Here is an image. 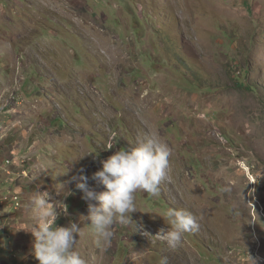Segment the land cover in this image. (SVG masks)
I'll return each mask as SVG.
<instances>
[{"label": "rangeland", "instance_id": "374dc122", "mask_svg": "<svg viewBox=\"0 0 264 264\" xmlns=\"http://www.w3.org/2000/svg\"><path fill=\"white\" fill-rule=\"evenodd\" d=\"M1 94L0 146L43 121L36 157L66 178L70 216L56 222L80 227L85 264H264V0H0ZM153 134L172 152L159 194L137 192L132 225L98 245L72 177ZM1 200L18 214L0 228V264H39L32 210L24 221ZM169 208L198 224L174 251L155 236Z\"/></svg>", "mask_w": 264, "mask_h": 264}, {"label": "clouds", "instance_id": "9594fccd", "mask_svg": "<svg viewBox=\"0 0 264 264\" xmlns=\"http://www.w3.org/2000/svg\"><path fill=\"white\" fill-rule=\"evenodd\" d=\"M171 155L169 146L153 134L138 141L130 151L121 148L102 160V167L91 177L85 175L83 169L79 175L72 177L76 189L82 193V199L89 202L88 226L98 245L102 244L105 248L110 246L114 224L132 225L131 215L137 211V192H145L153 197L159 194V186L166 179L171 166ZM89 179L105 190H92ZM48 201L47 192H38L30 201L35 220L29 230L34 237V257L39 264H85L80 254L73 250L80 227L76 223L68 227L57 226L58 217L62 213L67 215V205L63 203L65 207L61 212L57 211V203ZM91 201L98 202V205ZM161 217L169 227L167 231L160 229L155 236L164 240L173 251L182 245L185 234L198 228L195 217L186 210L169 208ZM145 235L150 236L147 232ZM158 264H169L168 257L161 256Z\"/></svg>", "mask_w": 264, "mask_h": 264}, {"label": "crops", "instance_id": "0c3cea01", "mask_svg": "<svg viewBox=\"0 0 264 264\" xmlns=\"http://www.w3.org/2000/svg\"><path fill=\"white\" fill-rule=\"evenodd\" d=\"M3 95H0V116L2 117V124L4 123L3 119L8 121L9 111L7 110L10 106V102H4ZM6 104V105H5ZM32 115V114H31ZM30 115V116H31ZM10 118V117H9ZM26 124V123H25ZM24 123L20 125V129H16L14 133L10 134L9 138H7L6 144L0 146V160H6L5 165L0 167V192H11V193H18L21 200L23 207L20 210L24 212L23 219L24 221L29 219L28 211L31 210L30 201L32 198L38 194V192H47L49 194V203L56 204L58 203L61 209H64L61 206V203L65 199L63 198L64 191L66 190L65 187L62 186L66 182H61L59 179H66V178H55L48 174L49 170L43 168L41 157H36L38 148L34 147L33 136L36 130L41 131L43 128V121L39 119L38 123H27L28 126H25ZM9 135V134H8ZM34 141H36L34 139ZM30 156V157H28ZM25 158H30L29 162H25ZM9 162V163H8ZM25 163V164H23ZM70 164V163H67ZM66 164V165H67ZM68 169L70 170V165H68ZM63 177V176H60ZM55 179H58L55 181ZM70 181H67L69 183ZM70 193V190H69ZM26 204L28 206L26 207ZM2 207L5 205H0V210H3ZM6 208V207H5ZM28 210V211H27ZM4 211V210H3ZM16 214H18L16 212ZM11 214L8 216L3 212L0 213V228L4 229V224L9 221L16 220L17 215ZM16 215V216H15ZM67 216H70L67 215ZM35 222H28L25 226L26 230L29 231ZM57 224V222H56ZM58 226L68 227L70 226V222H65L62 225L60 222ZM22 233L17 236L19 239L18 241H24L25 243L29 242V238L31 235L23 236ZM24 239V240H23ZM29 246H32L29 244ZM21 246H14V249H20Z\"/></svg>", "mask_w": 264, "mask_h": 264}, {"label": "built area", "instance_id": "2783aa9c", "mask_svg": "<svg viewBox=\"0 0 264 264\" xmlns=\"http://www.w3.org/2000/svg\"><path fill=\"white\" fill-rule=\"evenodd\" d=\"M2 200H4V202H11L13 204V207L17 210H19L21 208L19 197L15 196V195L11 196V198L4 197V198H2Z\"/></svg>", "mask_w": 264, "mask_h": 264}, {"label": "trees", "instance_id": "16d2710c", "mask_svg": "<svg viewBox=\"0 0 264 264\" xmlns=\"http://www.w3.org/2000/svg\"><path fill=\"white\" fill-rule=\"evenodd\" d=\"M23 164H25V163H23ZM6 193L11 194V195H6V196H5L4 194H1V193H0V198H1V199L4 198V197L11 198V196L15 195V196L19 197V200L21 201V198H20V196H19L18 193H11V192H6Z\"/></svg>", "mask_w": 264, "mask_h": 264}]
</instances>
